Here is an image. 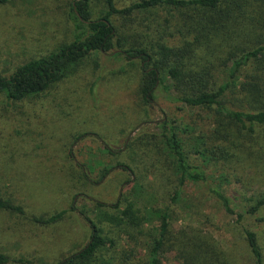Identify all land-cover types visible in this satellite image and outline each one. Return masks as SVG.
Masks as SVG:
<instances>
[{"label":"rangeland","instance_id":"374dc122","mask_svg":"<svg viewBox=\"0 0 264 264\" xmlns=\"http://www.w3.org/2000/svg\"><path fill=\"white\" fill-rule=\"evenodd\" d=\"M71 1L0 2L2 73L8 74L17 65L74 39L76 30L69 18ZM129 1L118 0L119 4ZM92 5L94 16L99 15L100 0H93ZM163 12L141 14L160 21ZM139 77L136 61L95 52L71 66L65 78L42 93L21 101L0 96V188L25 212L0 210V252L25 259L24 264H55L88 240L89 226L78 210L86 211L108 233L112 225L99 220L100 212L116 215L118 209L111 205L117 201L119 191L140 185L139 195L132 196L139 198L147 212L154 206L166 207L173 230H204L230 252L231 261L226 264H254L241 225L255 234L264 253V205L254 213L246 211L264 191V176L250 179L248 169L256 170L258 175L264 171L254 165L218 166L229 178L224 190L231 207L243 213L237 223L235 214L225 212L205 187L186 183L178 188L174 174L170 181L162 175L160 168H168L165 160L169 157L159 136L150 154L156 160L154 165L144 161L137 144L129 145L139 133L160 132L159 124L164 119L177 120L174 124L179 125L177 130L187 146L193 144L197 129L208 126L202 110L194 114L163 97L157 105H144L137 96ZM192 114L197 117L195 132L190 128L184 131L186 125H193ZM118 162L128 165L132 175L118 167ZM82 174L87 179H82ZM127 180L129 183H125ZM95 201L106 207H97ZM71 204L76 211L70 210ZM119 207L123 210L124 205ZM63 209L66 213L52 224L40 225L30 218ZM151 222L156 224L154 219ZM119 234L115 233L118 249L131 246ZM146 242L140 241L141 253L146 252ZM165 261L177 264L173 252L166 254Z\"/></svg>","mask_w":264,"mask_h":264},{"label":"trees","instance_id":"16d2710c","mask_svg":"<svg viewBox=\"0 0 264 264\" xmlns=\"http://www.w3.org/2000/svg\"><path fill=\"white\" fill-rule=\"evenodd\" d=\"M100 2L102 10L94 16L93 0H72L69 18L76 30L74 39L17 65L8 74L0 71V96L21 101L42 93L91 53H111L136 61L140 72L137 96L144 105H157L163 97L192 113L202 110L208 126L197 129L193 144L187 146L177 130L179 125L174 124L177 120L164 119L159 124L160 132L139 133L129 145L137 144L138 152L145 155L144 161L154 165L156 160L150 154L159 136L169 157L165 160L168 168H160L162 175L170 181L174 174L178 188L186 183L205 187L210 197L240 222L243 213L231 207L224 190L229 178L218 166L254 165L264 171V0ZM153 10L164 11L160 21L156 17L148 20L141 14ZM194 114L193 125H186L184 131L190 128L195 132ZM117 166L132 175L128 165L118 162ZM248 171L250 179L264 176L256 170ZM241 175L244 177V172ZM81 177L87 179L84 174ZM235 180L240 182L241 178L236 176ZM141 188L139 185L119 191L117 201L111 205L118 209L116 215L100 212L99 220L112 225L110 235L86 211L78 210L89 226L88 240L55 264H168L165 256L169 252H173L177 264L231 261L228 249L204 230H173L168 208L158 205L147 212L139 198L132 196L139 195ZM178 194L177 189L175 197ZM95 205L106 207L101 201H95ZM263 205L264 191L246 211L254 213ZM0 210L25 214L23 207L1 188ZM70 210L77 208L71 204ZM66 211L30 218L47 225L60 220ZM149 225L153 226L146 232ZM115 233H122L119 236L127 238L131 246L119 250ZM241 233L253 263L264 264V253L255 234L242 225ZM141 239H147L145 253H141ZM11 262L27 263L21 257L0 252V264Z\"/></svg>","mask_w":264,"mask_h":264}]
</instances>
